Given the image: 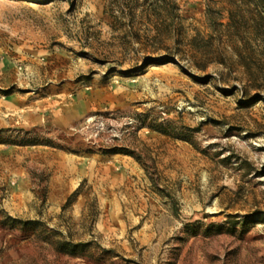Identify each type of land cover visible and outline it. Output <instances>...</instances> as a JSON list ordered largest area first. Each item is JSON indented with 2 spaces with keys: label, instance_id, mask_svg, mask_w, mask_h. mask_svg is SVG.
<instances>
[{
  "label": "rangeland",
  "instance_id": "1",
  "mask_svg": "<svg viewBox=\"0 0 264 264\" xmlns=\"http://www.w3.org/2000/svg\"><path fill=\"white\" fill-rule=\"evenodd\" d=\"M0 64L61 115L7 134L0 264H264V0H0Z\"/></svg>",
  "mask_w": 264,
  "mask_h": 264
},
{
  "label": "crops",
  "instance_id": "2",
  "mask_svg": "<svg viewBox=\"0 0 264 264\" xmlns=\"http://www.w3.org/2000/svg\"><path fill=\"white\" fill-rule=\"evenodd\" d=\"M3 68V65L0 64V70ZM14 99H10L9 101H4L3 106L5 109H8L10 113L5 112V110H2L0 116V168L3 169V171L6 169V158L4 157V154L7 152V147H21L22 144L10 141L8 138V133L11 131L17 130H23L24 132L30 133L33 130L37 128V126H40L44 124L43 122L47 123H53V124H61V115H59V112L56 109H52L51 113H47L46 115H39L36 114L35 111L32 109L31 102L28 101L26 103L25 107L22 108V104H18L14 101H11ZM24 100H30L29 98H24ZM71 105V104H70ZM24 109L23 111H21ZM21 112V113H19ZM19 113V114H18ZM7 114L9 115V118L6 119L5 116ZM70 117V116H69ZM46 118V121H44ZM36 144L29 143L24 144L25 147L29 146H35ZM1 169V170H2ZM10 170V169H9ZM11 171V170H10ZM2 174V172H1Z\"/></svg>",
  "mask_w": 264,
  "mask_h": 264
},
{
  "label": "built area",
  "instance_id": "3",
  "mask_svg": "<svg viewBox=\"0 0 264 264\" xmlns=\"http://www.w3.org/2000/svg\"><path fill=\"white\" fill-rule=\"evenodd\" d=\"M86 122L87 123L90 122V123H92L95 126L96 133L94 134V136H96L98 134V131H102L103 130L104 123L98 117H91V118L87 119Z\"/></svg>",
  "mask_w": 264,
  "mask_h": 264
}]
</instances>
